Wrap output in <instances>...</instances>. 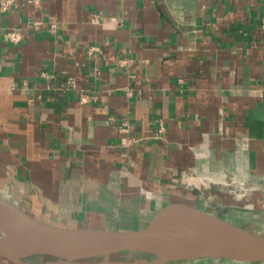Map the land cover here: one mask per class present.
<instances>
[{
    "label": "crops",
    "instance_id": "obj_1",
    "mask_svg": "<svg viewBox=\"0 0 264 264\" xmlns=\"http://www.w3.org/2000/svg\"><path fill=\"white\" fill-rule=\"evenodd\" d=\"M0 197L66 229H142L180 203L263 235L264 0L0 8Z\"/></svg>",
    "mask_w": 264,
    "mask_h": 264
},
{
    "label": "water",
    "instance_id": "obj_2",
    "mask_svg": "<svg viewBox=\"0 0 264 264\" xmlns=\"http://www.w3.org/2000/svg\"><path fill=\"white\" fill-rule=\"evenodd\" d=\"M202 218L216 224L208 233H178L181 229L188 230L190 221ZM11 223L23 231L22 238L14 240L8 237ZM121 252H141L155 257L134 264L205 258L263 262L264 234H251L220 218L218 214L180 203L160 209L142 229H66L43 223L0 197V253L6 257L18 260L28 256H43L65 264H81L89 259Z\"/></svg>",
    "mask_w": 264,
    "mask_h": 264
},
{
    "label": "bare ground",
    "instance_id": "obj_3",
    "mask_svg": "<svg viewBox=\"0 0 264 264\" xmlns=\"http://www.w3.org/2000/svg\"><path fill=\"white\" fill-rule=\"evenodd\" d=\"M218 224V223H217ZM215 222L210 220V219H197L195 221H190L189 224V229L188 230H179L178 233L180 234H187V232L193 231L196 234H202V233H208L212 226H215ZM8 237H10L11 239H20L23 237V231H21L20 229L17 228L15 223H11L10 226L8 227ZM208 259H212V258H208ZM204 262V260L201 259H196V260H192V262L190 264H198L201 262ZM222 261V260H221ZM225 263V262H223Z\"/></svg>",
    "mask_w": 264,
    "mask_h": 264
},
{
    "label": "rangeland",
    "instance_id": "obj_4",
    "mask_svg": "<svg viewBox=\"0 0 264 264\" xmlns=\"http://www.w3.org/2000/svg\"><path fill=\"white\" fill-rule=\"evenodd\" d=\"M208 213H210V212H208ZM253 223L252 222L250 224L243 223V224H241L239 226L238 225H235V226L239 227L240 229H242V230H244L246 232H249V233L252 232L251 234H254L255 232H254V229H253L254 228V224ZM127 253L128 252H121V253H116V254H112V255H109V256L96 257V258L89 259V260L99 259L101 261V260H105V259H108V260L119 259V260L124 261L126 263L134 264L136 262L150 261V260L155 258L153 255H150V254H147V253L134 252L133 254H130V256ZM124 262H123V264H126ZM168 262H164V263H168ZM158 264H162V263H158Z\"/></svg>",
    "mask_w": 264,
    "mask_h": 264
},
{
    "label": "built area",
    "instance_id": "obj_5",
    "mask_svg": "<svg viewBox=\"0 0 264 264\" xmlns=\"http://www.w3.org/2000/svg\"><path fill=\"white\" fill-rule=\"evenodd\" d=\"M15 4H16V0H3V1H0V8L2 10L8 9L9 7H12ZM10 39L13 42H18V40H19L18 33L11 32L10 33ZM161 133H164V126H162V124L160 125V128H159V134H161Z\"/></svg>",
    "mask_w": 264,
    "mask_h": 264
}]
</instances>
